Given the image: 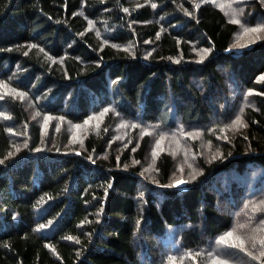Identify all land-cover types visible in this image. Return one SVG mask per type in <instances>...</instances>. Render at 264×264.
<instances>
[{
    "label": "trees",
    "instance_id": "trees-1",
    "mask_svg": "<svg viewBox=\"0 0 264 264\" xmlns=\"http://www.w3.org/2000/svg\"><path fill=\"white\" fill-rule=\"evenodd\" d=\"M238 30L220 0H0V264L238 262L231 209L264 219V31ZM152 126L201 130L191 161L147 168Z\"/></svg>",
    "mask_w": 264,
    "mask_h": 264
},
{
    "label": "rangeland",
    "instance_id": "rangeland-1",
    "mask_svg": "<svg viewBox=\"0 0 264 264\" xmlns=\"http://www.w3.org/2000/svg\"><path fill=\"white\" fill-rule=\"evenodd\" d=\"M220 2L222 3L223 7L225 8V11L228 13L229 17L231 19H233L234 21H237L239 23V30L235 36V47L237 50L240 49L241 46H243V43L246 42H242L244 40H249L247 42L253 41L254 39L258 38L259 36H261V33L264 31V22L262 21H258L257 23L254 24H248L243 22V18H241V14H240V8L239 11H235L236 9H238L239 5H240V0H220ZM242 2V1H241ZM249 44V43H248ZM99 117H97L96 119H98ZM57 118L52 116V115H47L44 124L45 125H50L53 121H56ZM62 121V123H65L66 126L70 127L73 130V135L70 138V145H81V142L83 140V138L85 137L86 132L88 131L87 127L83 124H73L70 121L67 120H63L60 119ZM61 123V124H62ZM71 123V124H70ZM148 128H153L152 127H148ZM180 131H188V130H180ZM179 131V132H180ZM175 132H178L176 130L173 131H165L164 129L158 128V129H151L149 130V134L151 136H153V143H152V147H150V160L149 162H147V164H145V166L147 168H150L153 166V162L155 160V156H158V154L160 153V151L164 148H167L169 150H173L175 154L179 155V161H191L190 158V150L188 148V141L184 142L185 139L188 140H195L196 139V135H198L200 138L202 137V131L201 130H197V131H189V132H180L175 134ZM143 133V131H142ZM145 134V133H143ZM190 137V138H189ZM216 142V141H215ZM211 145V143H210ZM79 146V147H81ZM206 151H215V148L211 145V146H205L204 147ZM192 152V151H191ZM149 163V164H148ZM181 166H179L181 171H185L186 167L184 165L183 162H180ZM145 167V168H146ZM196 170V165L195 164H191L189 166V168L187 169V171L189 172L190 176L191 174ZM188 176V178L190 177ZM188 178H185V174L183 177L177 179L175 181V185L176 186H184L187 181L189 180ZM224 179V178H223ZM226 182L222 181V184L219 186L221 188H223L226 191ZM229 200V199H228ZM227 200V201H228ZM232 203V202H231ZM247 206V205H245ZM236 209V208H235ZM235 209H231L232 214L234 215V224L232 226V228L227 231L224 235L219 237L220 242H222L221 245H224L222 247H219L217 249H214V251L220 253L222 256H224V254L222 252H225L226 254H229L230 256H232L234 258V255L236 256V258H238V262H236L235 260H231V261H227L226 258L222 257L220 260H218L220 258V256L215 257L214 259L219 263V264H263V262L261 260H259V255L262 253L258 252V249H264V233H257L256 230L258 227H264V219L257 220L254 217L253 222H251L250 220H247L245 223L242 222V220H245V215H246V211L248 210V207H245L243 209L237 208ZM243 213H241V211ZM237 212L238 214L236 215ZM247 225L250 226V228L252 227V225L257 226V228L255 230H252L249 228V233L247 234L246 232V228ZM248 235V236H246ZM232 241H237V247L240 248L241 252L245 253V257H241V254L239 252H234L232 251V248L226 247V245L232 244ZM222 251V252H221ZM257 251V252H256ZM212 253V252H211ZM248 255V259L251 258L250 261H248V263H245L244 260ZM226 257V256H225ZM211 264H217L214 262H211Z\"/></svg>",
    "mask_w": 264,
    "mask_h": 264
}]
</instances>
